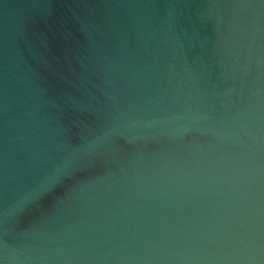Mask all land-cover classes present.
I'll use <instances>...</instances> for the list:
<instances>
[{
    "label": "water",
    "instance_id": "1",
    "mask_svg": "<svg viewBox=\"0 0 264 264\" xmlns=\"http://www.w3.org/2000/svg\"><path fill=\"white\" fill-rule=\"evenodd\" d=\"M0 264H264V0H0Z\"/></svg>",
    "mask_w": 264,
    "mask_h": 264
}]
</instances>
